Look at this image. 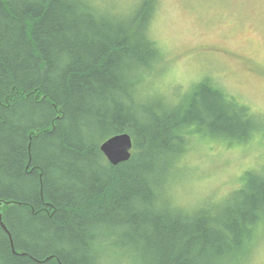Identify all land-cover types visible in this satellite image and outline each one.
Instances as JSON below:
<instances>
[{"label": "trees", "instance_id": "16d2710c", "mask_svg": "<svg viewBox=\"0 0 264 264\" xmlns=\"http://www.w3.org/2000/svg\"><path fill=\"white\" fill-rule=\"evenodd\" d=\"M152 11L0 0V264H235L264 221L252 173L218 212L166 197L187 128L241 141L231 136L247 123L209 80L180 108L151 111L138 91L162 58ZM122 133L133 155L114 166L101 145Z\"/></svg>", "mask_w": 264, "mask_h": 264}, {"label": "rangeland", "instance_id": "374dc122", "mask_svg": "<svg viewBox=\"0 0 264 264\" xmlns=\"http://www.w3.org/2000/svg\"><path fill=\"white\" fill-rule=\"evenodd\" d=\"M86 1L97 15L124 18L146 2ZM148 1L153 7L149 37L162 55L157 71L145 76L138 91L152 103L151 111L180 108L199 83L209 80L247 123L239 136L228 134L241 141L214 138L206 127H189L179 145L184 153L171 160L175 169L166 187L169 201L192 215L221 211L238 200L247 174L264 178V0ZM254 234L235 264H264V221Z\"/></svg>", "mask_w": 264, "mask_h": 264}, {"label": "water", "instance_id": "95a60500", "mask_svg": "<svg viewBox=\"0 0 264 264\" xmlns=\"http://www.w3.org/2000/svg\"><path fill=\"white\" fill-rule=\"evenodd\" d=\"M133 139L131 135L122 133L109 138L101 145V151L114 166L128 162L132 157ZM2 220V216L0 215Z\"/></svg>", "mask_w": 264, "mask_h": 264}, {"label": "bare ground", "instance_id": "6f19581e", "mask_svg": "<svg viewBox=\"0 0 264 264\" xmlns=\"http://www.w3.org/2000/svg\"><path fill=\"white\" fill-rule=\"evenodd\" d=\"M251 231H252V230H251ZM251 231H250V232H251ZM251 233H252V232H251ZM251 233H250V234H251ZM101 261H102V260H101Z\"/></svg>", "mask_w": 264, "mask_h": 264}]
</instances>
